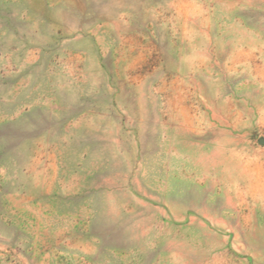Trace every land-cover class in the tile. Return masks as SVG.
Listing matches in <instances>:
<instances>
[{"label":"rangeland","instance_id":"obj_1","mask_svg":"<svg viewBox=\"0 0 264 264\" xmlns=\"http://www.w3.org/2000/svg\"><path fill=\"white\" fill-rule=\"evenodd\" d=\"M264 0H0V264H264Z\"/></svg>","mask_w":264,"mask_h":264},{"label":"water","instance_id":"obj_2","mask_svg":"<svg viewBox=\"0 0 264 264\" xmlns=\"http://www.w3.org/2000/svg\"><path fill=\"white\" fill-rule=\"evenodd\" d=\"M264 141L263 140H260V143L262 144Z\"/></svg>","mask_w":264,"mask_h":264}]
</instances>
